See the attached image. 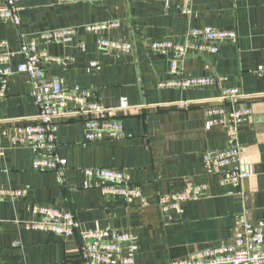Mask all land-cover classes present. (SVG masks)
Wrapping results in <instances>:
<instances>
[{
    "label": "crops",
    "instance_id": "1",
    "mask_svg": "<svg viewBox=\"0 0 264 264\" xmlns=\"http://www.w3.org/2000/svg\"><path fill=\"white\" fill-rule=\"evenodd\" d=\"M19 24L0 20V39L13 53L12 67L21 61V37L55 28L117 20L112 38L129 41L130 52L100 48L97 35L78 30L61 41L40 43L49 54L63 57L45 64L48 78H60L67 89H86L89 99L108 108L121 121L123 136L87 141L84 117L63 115L53 132V147L37 154L0 137V187L24 189L22 196L0 198V264H82L80 232L101 229L128 231L133 264H169L173 259L221 243H230L254 227H264V84L256 71L264 62V0H192L190 14L179 1L163 0H15ZM234 30L236 41L219 45L215 53L180 56L178 74L169 73V56L148 50L156 39L182 42L189 27ZM80 43L84 44L80 48ZM91 62H96L92 66ZM209 76L203 86H159L176 78ZM239 87L252 112L237 127L238 167L250 176L238 186L220 182L222 173L207 172L205 152L225 147L223 126H205L206 108L220 105L222 88ZM0 119L37 114L32 85L14 72L2 83ZM187 101V108L177 102ZM38 155L65 159L60 180L53 170L37 171ZM85 167L122 170L139 186L142 199L126 202L94 187L96 178ZM186 180L205 184L206 192L182 201L168 218L158 195L180 191ZM91 187L85 188V184ZM52 205L72 213L78 230L59 236L29 227L38 220L31 205ZM16 243V244H15ZM250 247V246H249ZM256 250L257 247H251Z\"/></svg>",
    "mask_w": 264,
    "mask_h": 264
},
{
    "label": "built area",
    "instance_id": "2",
    "mask_svg": "<svg viewBox=\"0 0 264 264\" xmlns=\"http://www.w3.org/2000/svg\"><path fill=\"white\" fill-rule=\"evenodd\" d=\"M69 2L72 0H59ZM176 1V0H163ZM180 2V11L184 15L190 14L192 0H177ZM10 19L15 25L19 24L18 8L15 0H0V20ZM120 25L117 20L55 28L36 33L29 40L23 34L19 53L21 61L12 67L13 53L8 48L5 39H0V98L6 92L2 83L14 72L25 74L33 90L34 103L38 112L33 117L0 119V137H5L11 145L31 147L37 154L45 148L53 147V132L59 118L63 115L73 117L82 116L85 127V138L94 141L104 137L120 138L123 136V126L120 120L108 117L105 114L108 108L98 101L89 99L86 89H67L60 78H48L45 64L60 63L67 60L63 57L49 54L40 48V43L61 41L78 30L92 32L97 35V44L100 48L112 52H130L132 44L129 41L112 38L108 31ZM237 33L234 30L219 29L212 26L189 27L182 42L169 39H156L148 43V50L153 53H163L169 56V73L178 74L177 59L188 53H215L219 45L225 42L236 41ZM80 48L84 47L80 43ZM96 66V62H91ZM264 84V62L256 71ZM212 81L209 76L176 78L171 81L160 82L159 86H176L188 88L203 86ZM264 95V93H262ZM246 93L239 87L222 88L219 95L220 105L206 108L209 118L205 120L207 128L216 125L223 126L229 144L225 147L207 151L202 156V163L209 173H222L220 182L238 186L250 176L245 170L238 167L240 161L239 146L237 143V127L252 112L245 103ZM177 107L187 108V101L177 102ZM2 152L0 150V156ZM65 159L54 155L50 158L38 155L34 158L32 168L37 171L53 170L60 180L63 179ZM83 172L96 178L94 187L108 196L119 197L126 202L142 199L139 186L131 184L128 177L120 169L108 167H85ZM85 184L84 187H91ZM205 184H195L186 180L180 191L167 192L158 195L160 211L172 218L179 211L182 201L190 200L206 192ZM24 189H4L0 187V198H15L22 196ZM31 210L38 214V220L27 225L43 232L59 236H68L78 230V223L69 211L56 208L52 205L35 203ZM81 244L79 256L82 264H133L132 249L122 253V244L131 239L128 231L117 229H101L91 232H80ZM16 244V243H15ZM250 246V247H249ZM257 247L256 250L251 247ZM169 264H264V227H254L252 231L243 233L230 243L198 249L185 257L173 259Z\"/></svg>",
    "mask_w": 264,
    "mask_h": 264
}]
</instances>
